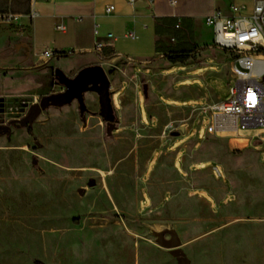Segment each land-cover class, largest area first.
Returning <instances> with one entry per match:
<instances>
[{"label":"rangeland","instance_id":"374dc122","mask_svg":"<svg viewBox=\"0 0 264 264\" xmlns=\"http://www.w3.org/2000/svg\"><path fill=\"white\" fill-rule=\"evenodd\" d=\"M28 1L0 0V11ZM14 31L0 21V125L9 124L0 133V264H179L173 246L186 264H264V127L204 135L202 115L185 132L160 129L144 92L119 102L116 91L108 132L98 95L92 103L87 94L83 109L75 97L60 102L65 85L28 58ZM224 52L205 64V81L222 99L232 83ZM4 76L22 88L5 92ZM153 93L181 118L176 124L198 103ZM39 100V113L21 123Z\"/></svg>","mask_w":264,"mask_h":264},{"label":"crops","instance_id":"0c3cea01","mask_svg":"<svg viewBox=\"0 0 264 264\" xmlns=\"http://www.w3.org/2000/svg\"><path fill=\"white\" fill-rule=\"evenodd\" d=\"M230 1L239 0H175L173 4L168 0L150 3L146 0H29L10 11L20 13L11 21L15 25L13 36L28 46V58L41 59L39 69L47 71L53 82L64 84L60 81L62 78H73L81 68L99 64L108 80L109 95L119 92L121 102V96L127 92H144L145 110L155 116L158 128L172 130L175 125H184L185 132L203 115V105L222 99L205 81L209 69L206 61L219 58L225 52L211 44L212 28L204 22V15L215 7L226 11ZM107 3L114 4L111 11L104 10ZM177 17L180 21L175 26ZM58 24L62 27H57ZM94 28L106 41L100 51L93 49L97 37ZM129 29L134 31L133 35L127 34ZM107 32L111 36H106ZM37 45L41 50L34 51ZM44 48L66 54L44 56ZM176 55L182 59L171 60ZM228 55H224L227 58L224 66L229 77L231 56ZM175 64H180V71L184 72L169 75L165 69ZM176 76L181 79L175 81ZM3 82L5 92H15L23 85L9 76H4ZM197 82H202L204 88ZM176 84L179 89L174 88ZM155 91L198 103L186 106L187 117L183 123L176 124L181 118L171 106L156 99ZM82 92L84 107L88 104L87 94L94 103L93 98L98 95L95 89ZM155 105L164 109L159 110ZM167 113L172 118L167 119Z\"/></svg>","mask_w":264,"mask_h":264},{"label":"built area","instance_id":"2783aa9c","mask_svg":"<svg viewBox=\"0 0 264 264\" xmlns=\"http://www.w3.org/2000/svg\"><path fill=\"white\" fill-rule=\"evenodd\" d=\"M146 1L150 3L152 0ZM168 2L173 4L175 0ZM113 8V3L104 6L105 11ZM19 15L3 10L0 11V21H14ZM179 21L177 17L174 25L177 26ZM204 22L212 28L211 44L231 55L229 77L232 79L226 98L201 108L203 115L207 116L204 135L238 134L245 129L264 127V0L230 1L226 11L215 7L205 14ZM93 31L97 34L96 28ZM126 32L134 34L132 29ZM105 35L111 36V33ZM104 45L106 41L97 34L93 49L100 51ZM54 53L57 51L49 48L42 50L44 56Z\"/></svg>","mask_w":264,"mask_h":264},{"label":"water","instance_id":"95a60500","mask_svg":"<svg viewBox=\"0 0 264 264\" xmlns=\"http://www.w3.org/2000/svg\"><path fill=\"white\" fill-rule=\"evenodd\" d=\"M73 78H74L73 80H70L66 83L64 82V85L66 86V88L56 93L58 94L57 99L60 102H65L75 97L77 98L80 109H83L84 107L83 101L80 102L82 99L81 91L89 80L96 81L98 83V89H96V91L99 97L101 110H103L102 116L105 118V115H106V118H105L106 119V130L110 132L112 128L114 127V122L110 120L112 118V115L110 113L111 102H110V95L108 92V80L103 71V68L99 64L88 65V66L81 68ZM65 79L66 78H64L63 81ZM58 103L59 102L56 103V102H52L48 100V102L45 103V105L58 104ZM41 108L42 107L39 102L37 101L33 102L29 106L28 112L20 119V122L25 123V122L32 121L33 118H35V116L39 113ZM8 130H9V124L0 125V133H5ZM160 241L166 246H172L174 245V242H175L173 237L164 238L162 235V232L160 233ZM170 250L174 255L177 256V260L179 264L187 263L186 257L182 254L181 250L178 247H174V246L170 247Z\"/></svg>","mask_w":264,"mask_h":264},{"label":"trees","instance_id":"16d2710c","mask_svg":"<svg viewBox=\"0 0 264 264\" xmlns=\"http://www.w3.org/2000/svg\"><path fill=\"white\" fill-rule=\"evenodd\" d=\"M57 54H58V55H65L66 52H64V51H57ZM180 59H182V58H181V56H179V55L171 56V60H173V61H175V60H180ZM60 81L63 82V78H62Z\"/></svg>","mask_w":264,"mask_h":264},{"label":"flooded vegetation","instance_id":"af4514ba","mask_svg":"<svg viewBox=\"0 0 264 264\" xmlns=\"http://www.w3.org/2000/svg\"><path fill=\"white\" fill-rule=\"evenodd\" d=\"M66 88V86L64 87V89ZM111 102V101H110ZM39 103H40V100H39Z\"/></svg>","mask_w":264,"mask_h":264},{"label":"bare ground","instance_id":"6f19581e","mask_svg":"<svg viewBox=\"0 0 264 264\" xmlns=\"http://www.w3.org/2000/svg\"><path fill=\"white\" fill-rule=\"evenodd\" d=\"M245 130H247V129H245Z\"/></svg>","mask_w":264,"mask_h":264}]
</instances>
